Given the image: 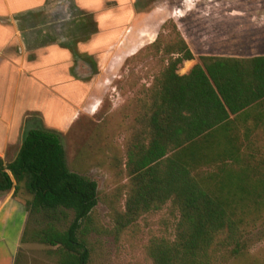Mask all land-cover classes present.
I'll list each match as a JSON object with an SVG mask.
<instances>
[{
    "label": "trees",
    "instance_id": "obj_1",
    "mask_svg": "<svg viewBox=\"0 0 264 264\" xmlns=\"http://www.w3.org/2000/svg\"><path fill=\"white\" fill-rule=\"evenodd\" d=\"M164 36L152 46L165 69L149 90L126 163H117L128 196L112 217L120 232L171 203L179 212L175 238L150 241L153 264H230L249 255L250 229L264 219V159L260 166L254 138L264 134V55H203L180 74L195 55L176 25L167 42ZM23 184L32 199L21 245L49 247L58 264H89L99 185L69 168L59 133L30 130L14 162L0 158V192L18 196Z\"/></svg>",
    "mask_w": 264,
    "mask_h": 264
},
{
    "label": "rangeland",
    "instance_id": "obj_2",
    "mask_svg": "<svg viewBox=\"0 0 264 264\" xmlns=\"http://www.w3.org/2000/svg\"><path fill=\"white\" fill-rule=\"evenodd\" d=\"M66 2H56L61 5L58 11L64 18L70 15L65 10ZM140 3L137 4L140 13L127 16L119 42L104 60L92 62L93 73L98 75L96 90L87 109L61 135L69 168L99 185L100 202L88 238L89 264H153L147 254L150 241L175 238L179 212L171 203L120 232L112 217V206L124 211L128 196L129 179L117 163H126V149L132 133L139 127L137 119L143 114L149 90L165 69L163 55L152 46L159 34L165 35L163 42H167L171 28L176 25L193 51L195 60L185 63L180 74L189 73L203 55L241 58L264 55V0H140ZM95 16L93 19H97L98 15ZM120 17L116 16L108 26H116ZM69 31L70 35H83V40L93 33L85 24ZM254 138L257 159L263 160L264 134L257 133ZM22 190L30 195L25 184ZM258 217H264V211ZM36 221L38 226L46 223L42 216H37ZM250 230L249 255L239 261L231 260L230 264L264 263V219ZM17 264L58 263L49 247L23 244Z\"/></svg>",
    "mask_w": 264,
    "mask_h": 264
},
{
    "label": "crops",
    "instance_id": "obj_3",
    "mask_svg": "<svg viewBox=\"0 0 264 264\" xmlns=\"http://www.w3.org/2000/svg\"><path fill=\"white\" fill-rule=\"evenodd\" d=\"M66 1L70 15L64 18L56 5L61 0H0V158L5 163L16 160L29 128L60 135L71 129L96 90L92 62L104 60L121 39L127 16L141 11L140 0ZM118 15L120 22L108 26ZM83 24L93 32L88 38L70 35ZM31 199L24 190L15 197L0 192V264H16Z\"/></svg>",
    "mask_w": 264,
    "mask_h": 264
},
{
    "label": "water",
    "instance_id": "obj_4",
    "mask_svg": "<svg viewBox=\"0 0 264 264\" xmlns=\"http://www.w3.org/2000/svg\"><path fill=\"white\" fill-rule=\"evenodd\" d=\"M30 130H32V129L29 128L28 131H30ZM28 131H27V132H28Z\"/></svg>",
    "mask_w": 264,
    "mask_h": 264
}]
</instances>
